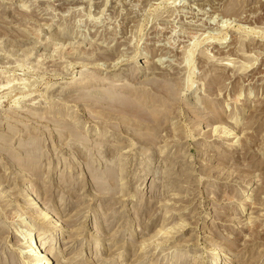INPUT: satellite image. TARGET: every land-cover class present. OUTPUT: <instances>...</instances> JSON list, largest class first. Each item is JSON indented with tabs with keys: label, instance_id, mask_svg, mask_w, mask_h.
<instances>
[{
	"label": "rangeland",
	"instance_id": "obj_1",
	"mask_svg": "<svg viewBox=\"0 0 264 264\" xmlns=\"http://www.w3.org/2000/svg\"><path fill=\"white\" fill-rule=\"evenodd\" d=\"M43 215L53 264H264V0H0V264Z\"/></svg>",
	"mask_w": 264,
	"mask_h": 264
},
{
	"label": "bare ground",
	"instance_id": "obj_2",
	"mask_svg": "<svg viewBox=\"0 0 264 264\" xmlns=\"http://www.w3.org/2000/svg\"><path fill=\"white\" fill-rule=\"evenodd\" d=\"M116 66V65H115ZM138 67V65L136 66V68ZM28 193H30V191H26L24 194H25V196L28 194ZM27 197V196H26ZM31 205V204H30ZM42 215V214H41ZM44 217H43V220L44 221H42L43 223H42V227H43V232H42V234H40L41 236H40V243L38 244V245H36V246H33V245H29L28 247H26V248H28V251L26 252V253H28V254H30L31 256H34L33 258H32V260L34 261V262H32V264H53V263H51L50 262V258L49 257H46V256H44L43 254L45 253V251H46V249H47V241H48V239L52 236V235H55V234H57V233H60V225L56 222L55 224H53L52 222L54 221V219H53V217H47V216H45V215H43ZM42 218V217H41ZM47 235V237H45L44 235ZM31 235V232H29V230L28 229H26L25 231H24V237L23 238H26L27 239V237H29ZM22 246L24 245V244H21ZM40 257V259L39 258H36V257ZM41 257L43 258V259H45L46 261H43V259H41ZM207 256H205V255H200L199 254V252H196L195 253V257L193 258H191L190 259V261H192L191 263L192 264H197V261L198 260H203V259H205Z\"/></svg>",
	"mask_w": 264,
	"mask_h": 264
}]
</instances>
